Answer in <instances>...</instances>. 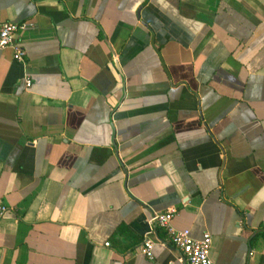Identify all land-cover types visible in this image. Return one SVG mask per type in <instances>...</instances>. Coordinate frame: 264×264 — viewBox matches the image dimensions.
I'll use <instances>...</instances> for the list:
<instances>
[{
  "label": "crops",
  "instance_id": "1",
  "mask_svg": "<svg viewBox=\"0 0 264 264\" xmlns=\"http://www.w3.org/2000/svg\"><path fill=\"white\" fill-rule=\"evenodd\" d=\"M0 22L34 24L24 62L0 49V264H181L150 233L173 208L217 264H264V0H0Z\"/></svg>",
  "mask_w": 264,
  "mask_h": 264
},
{
  "label": "built area",
  "instance_id": "2",
  "mask_svg": "<svg viewBox=\"0 0 264 264\" xmlns=\"http://www.w3.org/2000/svg\"><path fill=\"white\" fill-rule=\"evenodd\" d=\"M31 22H0V49L11 48L14 51V58L17 61L24 62L26 51L21 43L17 40V35L21 31H26L33 28ZM33 84L30 78H26V86L31 87ZM6 207L0 208V215L6 211ZM176 209H170L165 213L155 214L150 220L153 233L156 227H161L167 230L172 244L180 250L181 255L178 261L181 264H217L210 256L212 246V235L205 233L202 238H194L190 229L178 230L172 225V220L176 214ZM109 245V243H107ZM155 242L146 237L140 247V252L149 259L154 258Z\"/></svg>",
  "mask_w": 264,
  "mask_h": 264
}]
</instances>
